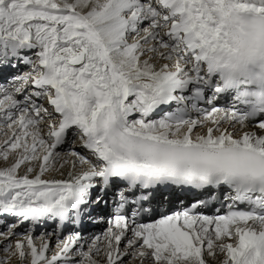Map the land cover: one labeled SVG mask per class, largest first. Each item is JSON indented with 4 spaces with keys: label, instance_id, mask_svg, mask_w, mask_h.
Listing matches in <instances>:
<instances>
[{
    "label": "snow or ice",
    "instance_id": "1",
    "mask_svg": "<svg viewBox=\"0 0 264 264\" xmlns=\"http://www.w3.org/2000/svg\"><path fill=\"white\" fill-rule=\"evenodd\" d=\"M227 2L0 0V264H264Z\"/></svg>",
    "mask_w": 264,
    "mask_h": 264
},
{
    "label": "clouds",
    "instance_id": "2",
    "mask_svg": "<svg viewBox=\"0 0 264 264\" xmlns=\"http://www.w3.org/2000/svg\"><path fill=\"white\" fill-rule=\"evenodd\" d=\"M241 2L249 7L240 9L227 2L226 15L221 17L228 43L235 50L223 55L227 65L224 78L228 80V90L239 88L255 94L247 98L256 99L264 95V12H255L253 7L262 6L253 5L250 0ZM220 83L223 85L224 80Z\"/></svg>",
    "mask_w": 264,
    "mask_h": 264
},
{
    "label": "bare ground",
    "instance_id": "3",
    "mask_svg": "<svg viewBox=\"0 0 264 264\" xmlns=\"http://www.w3.org/2000/svg\"><path fill=\"white\" fill-rule=\"evenodd\" d=\"M262 0H250V3H252L255 6H264V1L261 3Z\"/></svg>",
    "mask_w": 264,
    "mask_h": 264
}]
</instances>
